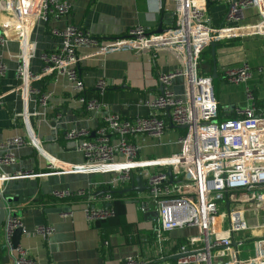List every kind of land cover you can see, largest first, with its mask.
Returning a JSON list of instances; mask_svg holds the SVG:
<instances>
[{
    "label": "built area",
    "instance_id": "2783aa9c",
    "mask_svg": "<svg viewBox=\"0 0 264 264\" xmlns=\"http://www.w3.org/2000/svg\"><path fill=\"white\" fill-rule=\"evenodd\" d=\"M226 2L224 21L227 25L238 23L245 8L252 7L264 26V0ZM69 9L66 0H0V17L14 11L24 31L19 38L21 53L15 71L17 88L25 100L32 96L36 106L44 108L51 93L41 90L34 82L44 76L62 74L87 110L104 111L102 125L93 135L82 128H72L64 134L66 140L75 141L84 161L60 164L51 159L48 160L50 167L88 174L113 173L110 190L129 184L131 174L139 175L145 184L146 189L138 192L143 193L139 209L143 213L154 209L156 215L150 252L142 257L124 256L118 264H264V233L255 235L253 230L257 224H251L250 228L248 217L249 210L256 211L264 202V104L258 103L251 88L247 87L244 93L246 105L235 106L229 114L232 116L216 120L218 104L211 78L200 73L198 67L202 52L208 50L211 39H218L221 31L220 27L216 30L210 25L206 0H174L173 24L161 33L136 25L126 36L104 40L76 24L50 27L49 33L57 38L58 45L51 52L41 53L40 72H31L29 60L35 43L29 40L28 31L32 21L39 18L47 22L51 17L67 15ZM5 42L6 38L0 33V46ZM161 46L177 50L182 66L158 75L162 87L160 94L138 100L137 105L146 107L147 114L124 118L104 107L102 97L107 82L103 78L94 83L99 97H85L84 84L77 70V49L89 47L107 52ZM5 71L6 65L0 54V76ZM250 75L251 70L245 63L226 67L222 73L225 82L233 85L247 80ZM176 77H182L184 81V91L180 95L171 89V82ZM23 122L25 136H15L2 146L28 144L41 151L40 141L29 127L25 113ZM171 125L185 126L183 135L176 140L179 151L167 157L142 158V144L147 136L160 140ZM14 162L15 157L9 152L0 156V164ZM168 166L172 181L166 173ZM20 175L34 176L32 172ZM51 195L62 200L85 196L86 191L54 189ZM102 199L111 202V195L107 193ZM223 207H226L225 214ZM83 210L89 224L115 216L113 206L90 207L88 204ZM17 227L23 228V223L7 208L0 238L8 259L12 264H36L21 244L12 248L11 236ZM187 227H194L195 233L185 236L184 240L170 236L172 231ZM54 231L52 225L41 223L34 234L46 238ZM249 240L253 241L252 254H246L248 249L241 248ZM102 245L107 246L108 242L105 240ZM175 255L180 257L174 259L172 256Z\"/></svg>",
    "mask_w": 264,
    "mask_h": 264
},
{
    "label": "crops",
    "instance_id": "0c3cea01",
    "mask_svg": "<svg viewBox=\"0 0 264 264\" xmlns=\"http://www.w3.org/2000/svg\"><path fill=\"white\" fill-rule=\"evenodd\" d=\"M66 1L70 4L67 15L51 17L47 22L35 18L31 23L28 38L35 43V47L29 60V70L33 73L40 72V54L51 52L58 45L57 38L49 33L50 27L76 24L107 40L126 36L128 30L136 25L148 27L153 33H161L156 32L161 15L174 14V0ZM15 3L19 6L18 2ZM206 9L210 25L216 30L220 27L221 31L215 40V61L208 47L202 52L198 67L200 73L211 78L218 104L216 117L220 111L229 115L233 107L245 106L244 93L247 87L253 91L256 101L264 104V26L257 10L245 8L243 18L230 26L224 21L226 0H206ZM174 17L167 16V21L160 26L162 32L171 26L170 18L174 20ZM22 29L19 16L14 11L0 17V33L6 38L5 44L0 46V54L6 65V73L0 76V156L9 152L15 157L12 164H0V172L5 175L0 178V191L7 196L27 199L26 202L12 203L9 208L20 212L18 217L24 226L20 244L28 250L36 264H118L127 255L145 256L151 249L156 215L154 209L146 213L139 209L143 193L136 191L127 195L120 192L122 197L112 196L110 181L113 173L88 174L50 167L48 160L51 159L60 164H81L84 161L75 141L66 140L64 134L72 128H82L93 135L102 125L104 111L87 110L78 101V94L71 89L67 77L62 74H51L34 82L41 90L51 93L44 108L36 106L32 96L25 100L17 88L15 71L17 57L21 53L19 38L24 35ZM77 51V70L84 84L85 97L98 98L94 83L98 78L105 79L107 89L102 97L104 107L118 112L124 118L147 114L148 109L137 105L138 100L160 94L162 87L158 75L182 66L179 52L167 46L107 52L88 47ZM240 63L249 66L250 77L237 85L225 82L223 69ZM213 64L217 66L218 88L212 79ZM183 84V78L176 77L171 82V89L180 95L184 91ZM24 113L29 127L40 141L41 151L28 144L9 148L2 146L15 136H25ZM174 128L171 125L166 135ZM22 172H32L34 176H22ZM131 184L121 185L120 191ZM54 189H84L86 195L60 200L51 195ZM107 193L111 195V202L102 199ZM88 204L90 207L113 206L115 216L89 224L83 210ZM54 208H62L63 211ZM41 223L52 225L54 233L46 238L34 234L36 226ZM251 224L257 223L252 220ZM253 231L257 236L263 234L264 222L257 224ZM170 236L178 240L185 239L177 230L172 231ZM105 240L107 246L102 245ZM0 264H12L5 251H0Z\"/></svg>",
    "mask_w": 264,
    "mask_h": 264
},
{
    "label": "rangeland",
    "instance_id": "374dc122",
    "mask_svg": "<svg viewBox=\"0 0 264 264\" xmlns=\"http://www.w3.org/2000/svg\"><path fill=\"white\" fill-rule=\"evenodd\" d=\"M218 81L219 80L217 79H214L213 81L216 88L219 87ZM183 133H184L183 129L174 128V130L168 136L165 134L160 138L161 140L160 143H159V140H157L156 138L147 136V138L142 144L143 147L141 151V157L142 158L167 157L173 152H178L180 145L176 142V140L177 138L182 136ZM225 211H226V207L225 208L223 207L222 212L224 214H225ZM248 213L250 214V217L255 223H257L258 225L263 224L264 222V202H262L261 206H259L256 211L249 210ZM252 220L249 219L250 228H251ZM177 232L180 236H188L189 234L195 233V229L194 227H187L184 229H178ZM241 248L243 250L248 249V253L246 254H252L253 253V241L249 240L245 242V244H243Z\"/></svg>",
    "mask_w": 264,
    "mask_h": 264
},
{
    "label": "water",
    "instance_id": "95a60500",
    "mask_svg": "<svg viewBox=\"0 0 264 264\" xmlns=\"http://www.w3.org/2000/svg\"><path fill=\"white\" fill-rule=\"evenodd\" d=\"M174 16L173 13H163L159 19V26L158 28L156 29L157 31L156 32H162L163 30L161 29V24L165 21H167V16ZM174 21L173 19L170 18V23L173 24L172 22ZM215 41L214 39H211L210 40V44H209V48H210V53H211V58L213 61H215L214 59V55H215ZM217 66H215V64H213V72H212V79H216L217 78ZM161 91H162V88H161ZM180 128H185V126H180ZM167 175L169 176V181H172V178H171V167H167V171H166ZM3 173L0 172V178L3 177ZM131 177V180L130 182L132 183L130 185V187L124 189V190H121L120 192L121 193H127V192H130V191H144L146 189V187L143 185V182L141 180V177L137 174H131L130 175ZM17 201L19 202H26L27 199L24 198V197H19V196H7L4 194V192H1L0 191V227L2 225V221L4 219V216H5V212H6V209L7 208H10L11 205H13L12 203H16ZM110 205V204H108ZM59 210V211H63L62 208H54L53 210ZM48 210H51V209H48ZM11 215L14 216V217H17V216H20V212L19 211H12L11 210ZM23 233V228L22 227H17V229H15L12 233V236H11V244H12V248H16L18 246V244H20V236L21 234ZM0 251H5V245L2 244L1 242V238H0ZM6 256V255H5ZM174 259H177L179 258L180 256L179 255H175V256H172ZM6 258V257H5ZM4 261V259H3Z\"/></svg>",
    "mask_w": 264,
    "mask_h": 264
},
{
    "label": "trees",
    "instance_id": "16d2710c",
    "mask_svg": "<svg viewBox=\"0 0 264 264\" xmlns=\"http://www.w3.org/2000/svg\"><path fill=\"white\" fill-rule=\"evenodd\" d=\"M207 63H209V61L207 60ZM227 116H232V115H225L224 114V112H219V115L217 116V118H216V120L217 121H221V120H223L224 118H226ZM136 191H130V192H127L128 194L127 195H130V194H133V193H135ZM110 194L112 195V196H117V197H122L123 196V194H120V189H111L110 190Z\"/></svg>",
    "mask_w": 264,
    "mask_h": 264
}]
</instances>
